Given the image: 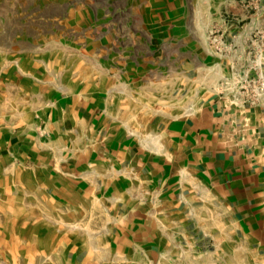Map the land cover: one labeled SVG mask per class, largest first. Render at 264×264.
I'll list each match as a JSON object with an SVG mask.
<instances>
[{
  "label": "crops",
  "instance_id": "1",
  "mask_svg": "<svg viewBox=\"0 0 264 264\" xmlns=\"http://www.w3.org/2000/svg\"><path fill=\"white\" fill-rule=\"evenodd\" d=\"M54 7L0 0V264H264V0Z\"/></svg>",
  "mask_w": 264,
  "mask_h": 264
},
{
  "label": "rangeland",
  "instance_id": "2",
  "mask_svg": "<svg viewBox=\"0 0 264 264\" xmlns=\"http://www.w3.org/2000/svg\"><path fill=\"white\" fill-rule=\"evenodd\" d=\"M38 2L43 4L46 2V0H38ZM54 2V34L55 38H59L62 34H66L67 36L78 35L80 14L83 24L90 28L91 31L87 29V32L90 34H93L94 27L100 23L98 20L100 15L102 16L103 24L106 26L110 25L111 20H113L115 24H118L119 26L125 24L127 19L132 17V13L134 15V21L138 22L140 21L143 14V5H146L147 3L150 4V2H153V0H54ZM63 3L66 5L65 9L67 11L68 9L71 10V19L63 16ZM80 6L84 7L81 9V11H79ZM13 9L14 8L10 3L7 4L6 11L4 12L5 15L9 16L13 12ZM17 30L19 31V28L15 27L14 25L8 27L9 33L11 31L16 33ZM257 31H259V33L262 35L264 34V28L261 29V32L259 29Z\"/></svg>",
  "mask_w": 264,
  "mask_h": 264
},
{
  "label": "built area",
  "instance_id": "3",
  "mask_svg": "<svg viewBox=\"0 0 264 264\" xmlns=\"http://www.w3.org/2000/svg\"><path fill=\"white\" fill-rule=\"evenodd\" d=\"M252 83H254V81ZM263 91H264V74L262 73L260 74V77H259V84L257 86L256 92L261 93Z\"/></svg>",
  "mask_w": 264,
  "mask_h": 264
}]
</instances>
